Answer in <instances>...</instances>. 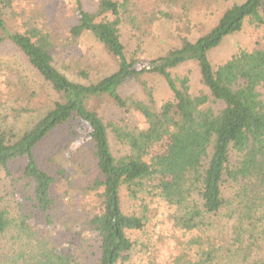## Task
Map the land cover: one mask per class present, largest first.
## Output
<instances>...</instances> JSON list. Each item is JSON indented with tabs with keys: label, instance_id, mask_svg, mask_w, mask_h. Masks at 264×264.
Returning <instances> with one entry per match:
<instances>
[{
	"label": "trees",
	"instance_id": "obj_1",
	"mask_svg": "<svg viewBox=\"0 0 264 264\" xmlns=\"http://www.w3.org/2000/svg\"><path fill=\"white\" fill-rule=\"evenodd\" d=\"M66 1L74 23L62 25L57 0H0V177L15 167L24 182L22 198L0 194V264H264V51L210 59L246 24L264 28V0L210 25L196 17L218 0ZM83 45L112 71L61 56ZM189 64L198 94L177 73ZM71 122L98 173L77 214L59 209L57 177L36 156ZM150 225L135 262L129 234Z\"/></svg>",
	"mask_w": 264,
	"mask_h": 264
},
{
	"label": "rangeland",
	"instance_id": "obj_2",
	"mask_svg": "<svg viewBox=\"0 0 264 264\" xmlns=\"http://www.w3.org/2000/svg\"><path fill=\"white\" fill-rule=\"evenodd\" d=\"M245 0H218V3L211 8L205 15L201 14L196 17L197 23L210 25L216 20V17L220 16L224 10L236 3H242ZM96 0H87V6L92 7ZM61 10L59 23L66 25L72 23V13L70 10L69 2L66 0H57L55 3ZM74 23V22H73ZM171 27L163 25L158 29V33L163 38L167 39ZM174 31V29H173ZM156 48L155 44H152ZM241 50L264 51V28L256 29L249 24H246L244 29L224 40L220 47L214 50L210 59L213 65L219 66L220 64L229 60L232 56L240 52ZM68 54L75 57V60L84 59L88 61L95 68V73L100 76L107 75L113 69V62L104 53L101 48H92L88 45H83L77 48L64 49V54H61L65 58ZM178 75H187L191 80L192 92L198 94L204 91V87L200 80V74L196 66L189 64L177 71ZM149 83L154 87L156 98L162 102L166 99L167 91L165 84L159 79H153L150 77ZM137 87L131 85L127 88L128 94L135 93ZM90 145L86 143L79 125L75 122H71L68 125L62 126L54 130L49 136H47L36 150V156L40 166L47 170L50 174L57 177V183L53 188V197L56 199L59 209L63 213L73 212L75 214L83 212V203L88 199V195L85 193L86 188L92 184V181L97 177L98 173L95 169L96 162L90 151ZM62 170V174L59 171ZM14 171L13 178L9 181L5 180V176L0 177V194L2 192L12 191L8 187L16 186L18 188V195L23 197L22 187L23 181L15 167H12ZM13 205V203H12ZM152 225H150L146 231L130 233V238L135 242L137 249L135 251L134 261L138 259L140 253V246L146 242H150L149 238L152 236ZM149 240V241H148Z\"/></svg>",
	"mask_w": 264,
	"mask_h": 264
}]
</instances>
